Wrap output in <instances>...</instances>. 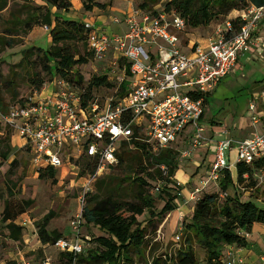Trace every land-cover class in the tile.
<instances>
[{"label":"built area","instance_id":"2783aa9c","mask_svg":"<svg viewBox=\"0 0 264 264\" xmlns=\"http://www.w3.org/2000/svg\"><path fill=\"white\" fill-rule=\"evenodd\" d=\"M128 1L135 5L127 14L121 18L111 17L112 22L125 25L121 34L108 35L92 22L83 23L86 44L94 59L101 60L109 55L113 63L123 60L124 76L119 85L122 81H126V85L122 96L113 95L103 107L93 99L82 105L80 90L61 80L48 98L34 100L28 97L5 110L0 108V123L26 141L34 163L53 169L64 165L75 168L81 159L96 164L93 173L84 175L85 181L77 197L79 206L69 221L73 238L59 237L49 243L61 252L73 255L89 248V241L81 236L82 209L92 184L117 164L118 143L133 138L144 141L153 151H159L172 146L188 131L179 158L180 161L192 159L206 140L199 124L205 96L234 70L238 58L248 52L252 33L264 19V6L248 5L235 10V17L225 20L207 46L192 43L183 49L179 35L185 31L186 22L175 9L166 10L170 0H160L159 6H153L151 11L141 9L137 0ZM232 21L236 22V27ZM44 29L48 30V26ZM127 67L128 75L125 73ZM258 99L260 107L254 102L249 104L254 128L251 135L234 139L228 131H221V138L214 144L213 160L206 178L200 179L199 185H191L181 205L189 202L194 205L201 192L210 184H217L223 171L232 165H251L254 160L264 158V93ZM232 149L236 157L233 163H228ZM159 169L163 177L168 175L165 165H159ZM176 184L181 186L180 181ZM159 186L155 187L156 191ZM27 222L22 219L21 224ZM248 234L242 232L245 237ZM175 239H180L179 234ZM0 264L6 262L0 259ZM16 264L31 263L21 260ZM40 264L60 263L45 258ZM226 264H244V261L230 251ZM259 264H264V250Z\"/></svg>","mask_w":264,"mask_h":264},{"label":"rangeland","instance_id":"374dc122","mask_svg":"<svg viewBox=\"0 0 264 264\" xmlns=\"http://www.w3.org/2000/svg\"><path fill=\"white\" fill-rule=\"evenodd\" d=\"M5 1V8L0 10V41L2 39V29L7 25H22L30 18L36 19V22L31 23L25 33H20L15 38L17 42L11 48L4 47L0 42V96L2 98V105L6 109L9 105L24 101L28 97H33L34 100H37L39 98H46L52 92L51 83L57 76L46 73L41 65L40 58H36V55L32 56L28 61L22 60V50L25 48L35 46L46 49L51 46L49 30L44 29V26H49L50 28L49 23L51 21L49 20L47 25L43 24L44 22L40 20L44 18V7H47L49 10L50 18L52 15L64 20H75L78 23H84L92 21V17L83 14L87 10L84 9L81 0H73L74 4L72 5L71 3V6L67 10L56 9L45 0ZM90 1L92 5L91 10L96 8L99 10V13H103L104 16L108 17L110 15L117 18L122 17L123 13L122 11H118V8L122 5L125 6L123 0ZM137 1L140 3L146 0ZM158 3H151L150 7L155 5L158 7ZM235 15V10H232L226 15H220L213 19L208 25L195 28L186 27L182 33L184 41L182 38L181 44L185 43L186 38L189 39V45H191L193 40L198 39L202 41L206 35L210 36V38L215 37L214 31L222 28L225 20L229 18L233 19ZM105 26V32L108 34L115 24L114 22H107ZM212 30H214L213 33H211ZM259 40L260 42L256 46L250 47L248 53L239 60L236 70L227 76L216 91L210 95L205 114L199 121L202 127L201 134L206 138L205 142L210 141L212 138L213 140L221 138L217 133L223 128L229 129L231 135H234L237 128L235 125L238 122H241V127L237 133H242L243 136L250 135L252 124L249 118V104L254 102L257 107H260L261 101L258 97L264 93V33L260 35ZM73 46L79 50L81 55L88 59V62L74 67V71L82 75L84 79L83 86L71 87L82 90L91 76L106 74L112 86L100 87L99 89L93 88L90 98L96 100L99 107H103L104 103L119 91V82L124 76L122 72L124 63L120 59L113 63L109 55L101 60L94 59L89 54V49L84 41H75ZM32 81L36 84L39 81H42V83L37 88ZM215 122L218 124L216 125ZM211 125L213 126L212 129L210 128L212 127ZM0 128L4 129L3 123H0ZM256 128L259 132L261 131L257 126ZM185 134H188V131H185L183 136L173 143L172 146L174 147L179 144V149L183 148ZM212 134L214 135L212 136ZM139 141L147 146L144 141ZM147 148L149 149V146ZM118 151L121 150L118 149ZM151 151L153 153L157 152L152 149ZM196 152L197 155L192 160L183 159L182 161H180L178 153V168L175 173L172 176L167 175L165 177L162 176V178L158 177L156 180H148V186L145 187V190L152 196L157 197L158 191L155 190L157 185H160L161 188L165 184L171 187L175 182L180 181L181 195L177 197V202L182 204L183 196L187 190L191 189V185H199L200 179L206 178L207 170L213 160V146L210 148L204 146V148L202 147ZM127 153L131 157V160L135 158L136 162H138L137 156L142 155L130 141L128 142ZM229 154L231 160L228 163H233L236 157L234 149L229 151ZM12 158L16 160L13 164H11ZM28 159V154L24 151L11 155L7 160H2L0 157V259L15 257L21 252L26 258L34 257L37 260L45 253L48 258L57 261L61 251L56 247L49 245V247L44 249V252L40 248H37V225L42 221L43 216L48 211H51L53 217L47 225L49 232L53 230L59 232L68 227L67 224H69L70 218L78 209L79 202L78 199L76 200V197L80 194V187H82L85 181V173L80 176L79 170L87 160L81 159L75 164V168L70 166L67 172H65L66 170L58 169L57 178L55 179H40L39 174H36L35 170L29 167ZM141 160L142 163H145V156L142 155ZM130 163L129 160L123 165L111 166L107 169L98 178L103 181L100 189H96V182H94L91 186V192L86 196L85 203L92 205L94 201L89 202L90 198L103 197L108 192L107 190L112 189L115 190L114 192L119 193L118 195L121 200L136 202L134 198L135 188L129 183V180H126L127 176H132L133 166ZM154 168H159V165ZM154 168H150L149 171H154ZM227 172L230 174L232 182L227 185L224 193L220 192L218 183H212L204 189L206 192H220V203L224 199V194H234V185L237 180L236 165H232ZM223 177L221 176L220 181ZM165 178H169L172 183L165 182ZM252 179L255 181L252 187H245L244 185L247 182L238 187L241 190L239 197L241 201H251L257 208L264 209V169L255 170ZM27 200L31 201L29 207H26L25 204ZM5 205H7L8 213L13 217V220L17 222L22 221V219L29 221L27 227L22 230L20 242H13L5 227L6 224L1 221ZM162 206V199L156 198L154 202L155 212H158ZM176 209L162 217H158V220H154L151 224L146 223L147 212L138 216V220L145 226L144 243L139 251L130 248L129 256L131 260L127 261L121 258L120 264H153L157 258L158 264H168L167 262H163L165 258L170 259L172 263L178 249L185 244L186 236H189L190 245L193 248L197 261L201 258L206 259L205 251L199 245L196 237L191 234L185 235V231L181 226L185 225V220H189L193 208L188 206L186 212L182 213V218H179V211ZM255 225L260 226L261 230H264V224ZM33 229H36V233L33 232ZM180 229L182 230L179 231ZM259 232L260 230L258 229L254 230L252 236L249 238V240H254L251 241V246L255 253L264 248V243H262V237L259 236ZM98 234L97 229H93V227L89 229L87 225H82L81 227V236L84 238L89 236L91 238L89 248L96 247L93 237ZM177 234L180 236L178 241L175 239V235ZM30 248L34 250L27 252L26 249Z\"/></svg>","mask_w":264,"mask_h":264},{"label":"trees","instance_id":"16d2710c","mask_svg":"<svg viewBox=\"0 0 264 264\" xmlns=\"http://www.w3.org/2000/svg\"><path fill=\"white\" fill-rule=\"evenodd\" d=\"M48 4L56 9H69L71 3L69 0H45ZM85 10L92 9L90 0H81ZM160 0H146L139 4L143 10H152L150 4H157ZM248 5L264 6V0H170L166 3V10L173 8L176 12L185 19L186 27L195 28L208 25L213 19L220 15H226L232 10H240ZM6 1H0V10L5 8ZM39 8V7H36ZM41 8V7H40ZM45 8L44 18L40 19L43 24L49 23L50 12ZM35 23V18H30L22 25H7L2 29L1 45L11 48L16 44V39L20 33H25L31 23ZM52 22V21H51ZM49 23L48 30L51 37V46L42 49L40 47L31 46L22 50V60H29L32 56L40 58L42 67L46 73L53 74L61 80L67 82L70 86H83V77L76 71L74 67L88 62V59L81 55L79 50L73 46L75 41H84L86 43V33L83 28V23H78L75 20H64L54 16L52 23ZM234 27L236 22L232 21ZM90 52V51H89ZM89 54H93L90 52ZM36 60V59H34ZM123 62V60L120 59ZM36 62V61H35ZM22 63V61H21ZM19 63V64H21ZM125 73L129 74L128 67ZM15 74V72H13ZM10 82V81H9ZM34 85L39 88L42 81ZM126 81H122L119 85L118 96H122L125 92ZM112 84L108 80L106 74L91 76L86 86L80 90L82 105H85L91 98L93 88L111 87ZM74 87V88H76ZM82 88V87H81ZM77 89V88H76ZM209 94L205 96L204 102L207 101ZM205 105V103H204ZM0 108L5 110L2 105L0 96ZM203 116V114H202ZM202 118V117H201ZM137 135V130H136ZM10 131L4 129L0 134V156L5 159L8 152V142ZM130 142L135 148L146 158V162L142 163V155H138L136 159L129 157L127 153L128 142L121 140L118 143L116 155L118 162L116 165H123L130 160L133 166L132 176H127L126 180L135 188L134 198L136 202H126L120 199L118 192L115 190H107L108 192L103 197H92L88 201H94L92 205L85 203L82 213L84 225L88 229L93 227L99 232L93 237L96 247L88 248L79 255L72 253L61 252L59 259L60 264H120L121 258L131 260L129 249L134 248L139 251L145 239V226L138 220V216L144 212L148 213L147 224H151L158 217H162L172 210L176 209L177 197L181 186L176 182L169 187L167 184L161 188L157 197L149 194L145 187L148 186V180H156L162 178L159 168H154L158 165H165L169 176H172L178 168L177 156L179 153V144L176 146L167 147L153 153L151 149L140 142L131 138ZM181 147V146H180ZM212 162V161H211ZM211 164V163H210ZM112 166V167H114ZM210 167V166H209ZM154 168L150 172L149 169ZM237 180L234 185V194H224V199L220 203V192L224 193L227 185L232 182L231 176L227 170L223 171L222 180L218 181L220 192L202 191L198 200L193 205L192 213L189 220H185V225H181L185 231V235L191 234L196 237L199 245L204 249L206 256V264H224L221 259V252L224 246L235 244L239 247H244L247 244V239L242 235V232L251 233L255 224H264V209L257 208L251 201H241L238 189L245 182V187H252L255 181L252 179L255 170L264 169V158H259L253 161L251 165L236 164ZM96 169V164L93 161L87 160L81 166L79 175L84 173H93ZM39 178L55 179L56 170L52 167L40 169ZM246 175V176H245ZM96 189L99 190L103 181L98 179ZM165 182L172 183L169 178H165ZM105 185V183H104ZM107 185V184H106ZM159 198L163 201V206L158 212L154 210L155 199ZM26 207L31 204L30 200L25 202ZM53 217V213L48 211L38 223V237L42 244L52 243L55 239L61 237V234L53 230H47V224ZM13 217L8 213V207L5 205L2 212L1 221L6 222ZM9 232V237L12 240L21 238V227L8 223L5 225ZM181 229V230H182ZM89 242L91 238H86ZM165 258L163 262L168 264H198V261L190 245L189 236L185 238V244L181 246L174 261ZM153 264H158V258Z\"/></svg>","mask_w":264,"mask_h":264},{"label":"crops","instance_id":"0c3cea01","mask_svg":"<svg viewBox=\"0 0 264 264\" xmlns=\"http://www.w3.org/2000/svg\"><path fill=\"white\" fill-rule=\"evenodd\" d=\"M70 1V3H72V5L74 4L73 3V0H69ZM123 2H125L124 3V5L125 6H120L119 8H118V11H122V16L123 15H125V14H127L129 11H130V9L132 8V6L133 5H135V2H131V1H128V0H123ZM79 7V6H78ZM72 8H73V6H72ZM97 10V11H96ZM84 15H88L89 17H92V21H90V22H92L97 28H99V29H101V30H103V31H105V24L107 23V22H112L111 21V17H112V15H110L109 17L108 16H104L103 15V13L101 14V13H99V10L98 9H96V8H94L93 10H91V11H86V13H83ZM53 20H54V17L51 15V21L53 22ZM113 24V23H112ZM115 24V26H112V30L108 33V35H116V34H121V33H123V31L125 30V25L123 24V23H114ZM213 31L214 30H212L211 31V33H213ZM215 32V31H214ZM182 33L183 32H181L180 33V39H182L183 38V35H182ZM262 33H264V19H262L261 21H260V23H259V25H258V27L255 29V31L252 33V43H251V45H250V47H252V46H256L259 42H260V35L262 34ZM209 40H210V36H207L206 35V37H205V39H203L202 41H199L198 39H195V40H193V42L192 43H197V44H200V45H202V46H207V44H208V42H209ZM183 41H184V38H183ZM191 43V44H192ZM190 45H189V39L188 38H186L185 39V43H182V48L183 49H187V47H189ZM250 47H249V49H250ZM248 52H246V53H244L243 55H241L239 58H238V60H237V62H236V65H235V68H234V70L231 72V73H233L235 70H236V68H237V65H238V62H239V60L241 59V58H243L246 54H247ZM231 73H229L227 76H229ZM226 76V77H227ZM225 77V78H226ZM225 78H223L219 83H218V85L215 87V89L209 94V96H208V98H207V101L205 102L206 104L204 105V111H203V116H204V114H205V110H206V107H207V103H208V100H209V97H210V95H212L213 94V92H215L216 91V89L222 84V82H223V80L225 79ZM61 81V79H59L58 77H56L53 81H52V83H51V89H52V92H51V94L50 95H48L46 98H48V97H50L51 95H52V93L55 91V89L59 86V82ZM249 118H250V116H249ZM241 122H238V123H236L237 125H235V127H237L236 128V130H235V133H234V135H231V131L229 130V129H225V128H223V129H221L220 130V132L221 131H223V130H226V131H228V133H229V135H230V137H232V138H234V139H243V138H245V137H247V136H243V134L242 133H237V131H238V129H240V127H241V124H240ZM215 124L217 125L218 123H216L215 122ZM214 124V125H215ZM4 125V124H3ZM212 126V125H211ZM211 129L213 128V126L212 127H210ZM4 129H8L9 131H10V138H9V142H8V147H9V152H8V154H7V156H6V160H7V158L8 157H10L11 155H14V154H19V153H21L22 151H24L25 153H27L28 154V157H29V167L30 168H33L34 170H35V173L36 174H39V170L40 169H44L45 167L43 166V165H39V164H36V163H34L33 162V154H32V152L30 151V148H29V146L28 145H26V141L23 139V138H21L13 129H11V128H9V127H7L6 125H4ZM4 129H1L0 128V134L2 133V131L4 130ZM253 127H252V131H251V133L253 132ZM220 132L219 133H217V134H219L220 135ZM251 133H250V135H251ZM214 134H212V136H213ZM249 135V136H250ZM215 141L216 140H213V138L212 139H210V141L209 142H205V143H203L201 146H200V148H204V146H206L207 148H210L211 146H213V149H214V144H215ZM1 148V147H0ZM199 148V149H200ZM198 149V150H199ZM197 150V151H198ZM196 155H197V152L195 151V153H194V156L193 157H196ZM1 157V156H0ZM14 158V157H13ZM12 158V159H13ZM5 159H2V160H5ZM11 159V160H12ZM192 160V159H191ZM14 162H16V160L15 159H13L12 161H11V164H13ZM71 167H73V166H71ZM58 169H62V170H66L65 172H67V170L68 169H70V165H64L63 167H61V168H58ZM58 169H55L56 171L58 170ZM55 178H57V172H56V175H55ZM81 188V187H80ZM187 194H188V190L186 191V193L184 194V196H183V198H185L186 196H187ZM76 200H77V197H76ZM188 206H190V207H192L193 208V204L191 203V202H189V203H187V204H183V205H181V204H178V206H177V209L176 210H178L179 211V218H182V213H185L186 212V210H187V207ZM180 212H181V216H180ZM71 219V218H70ZM51 220V219H50ZM13 223L14 225H16V226H19V227H21V229L23 230L25 227H27V224H25V225H22L21 224V221H19V222H17V221H15V220H13V219H8L6 222H4L5 224H8V223ZM27 223H29V222H27ZM49 223V222H48ZM48 225V224H47ZM67 226L68 227H66L64 230H60L58 233H60L61 231V233L63 234H61V237H65V238H73V232H72V230H71V228L69 227V224H67ZM256 229H258V230H260V237H262V243H264V230H261V227L260 226H254L253 228H252V231H251V233H249L248 234V236L246 237V239H247V244H246V246H244V247H239V246H237V245H235V244H232V245H226V246H224L223 247V249H222V252H221V259H222V261L224 262V264H226V262L228 261V253L231 251L233 254H235V255H239L240 257H242L243 258V261H244V264H259L260 263V255H261V251L262 250H264V248H262V250H260L258 253H255V251H254V249H252V246H251V241H254V240H249V238L252 236V233H253V231L254 230H256ZM22 230H21V238H22ZM48 230V229H47ZM56 231V230H55ZM33 232H35L36 233V229H33ZM261 233H262V235H261ZM36 235V234H35ZM37 236V235H36ZM21 238L19 239V240H17V241H15V240H13V242L14 243H17V242H20L21 241ZM25 242H27L26 240H24ZM46 247H49V243H47V244H42V242L39 240V238H38V236H37V248H40L43 252H44V249L46 248ZM34 249L33 248H30V249H26V251L27 252H29V251H33ZM24 252V251H23ZM20 254L17 256H15V257H8L7 259H2L4 262H6V264H16L17 262H19V261H21V260H26V261H28V262H30L31 264H40L45 258H48V256H46L45 255V253L43 254V256L40 258V259H35L34 257H30V258H26L25 256H24V254L23 253H21V252H19ZM50 259H52V258H50ZM53 260V259H52ZM199 261V264H206V259H200V260H198Z\"/></svg>","mask_w":264,"mask_h":264}]
</instances>
